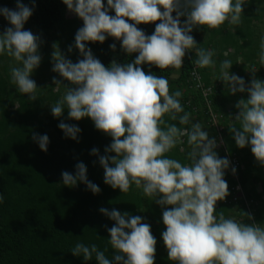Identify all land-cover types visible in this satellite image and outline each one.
<instances>
[{
  "label": "clouds",
  "instance_id": "obj_1",
  "mask_svg": "<svg viewBox=\"0 0 264 264\" xmlns=\"http://www.w3.org/2000/svg\"><path fill=\"white\" fill-rule=\"evenodd\" d=\"M62 3L68 8V17L74 18L75 13L83 20L74 38V46L83 58L73 63L58 48L52 53V71L76 87H67L62 100L50 106L51 113L60 117L67 109L69 118L89 117L96 129L112 137L105 152L116 155L99 156L104 183L121 193L135 184L142 188L144 196L162 207V223L166 228L161 238L168 260L174 264H264V225L214 214L217 201L229 195L225 174L235 180L241 168L239 154L232 153L226 141L228 128L236 146H250L256 160L264 166V80L252 79L246 85L243 77L230 73L231 60L220 63V80L225 82L229 93L247 92L248 97L236 103L239 111L235 118L227 119L230 127L224 114L211 111L209 125L217 135L209 138L200 122H193L190 113L184 111L180 100L183 93L176 90L170 94L168 79L151 71L152 65L161 70L180 69L186 51L194 48L197 67L214 66V51L196 48L198 43L191 32L203 25L217 28L225 21L239 24L247 0H106V4L104 0H62ZM34 7L35 0L32 7L21 0H16L15 9L0 7V16L12 25L0 33V56L6 54L18 62L19 66L10 69L11 82L29 100L36 99L38 86L30 76L42 59L38 52L40 37L24 30ZM111 10L114 15L109 14ZM156 21L160 22L155 24L154 32L146 35L140 24ZM109 36L119 40L128 55L138 54L135 59L125 64L113 60L105 67L85 42L103 43ZM109 47L115 51L116 44ZM72 48L69 45L68 51ZM260 49L259 60L264 65V37ZM223 53L231 55L233 49ZM145 64L149 66L147 73L141 67ZM166 114L189 127L166 124L163 119ZM213 117L222 126L221 132L214 126ZM235 120L239 127L233 125ZM58 127L74 140L81 131L77 125L64 122ZM182 137L187 138L191 148L186 164L165 155L178 141L184 142ZM33 140L42 151H47L50 142L47 134H34ZM98 152L97 148L91 149V154ZM75 168V175L68 171L61 173L63 185L71 187L82 182L93 194L101 191L88 180L83 162ZM3 202L4 195L0 193V204ZM99 211L115 222L107 228L108 243L115 254L108 258L107 249L101 251L94 243L78 242L70 251L74 256L87 262L95 254L97 264H154L157 239L145 217L121 213L115 208L101 207Z\"/></svg>",
  "mask_w": 264,
  "mask_h": 264
},
{
  "label": "trees",
  "instance_id": "obj_2",
  "mask_svg": "<svg viewBox=\"0 0 264 264\" xmlns=\"http://www.w3.org/2000/svg\"><path fill=\"white\" fill-rule=\"evenodd\" d=\"M21 2L29 7L33 4V0ZM104 2L106 4V0ZM2 6L15 9L16 0H0ZM67 10L62 0H35L33 14L24 24V30H31L29 26L33 25L43 32L41 43L46 46L43 51H38L42 57L38 70H45L44 76L46 72L51 76L43 81L40 79L35 100H29L28 95L20 93L11 82L10 69L19 66L18 62L6 54L0 56V193L4 195V202L0 204V264H97L95 254L92 260L85 262L82 257L70 252L78 242L86 245L94 243L101 251L107 249L105 255L111 258L115 250L108 243L110 234L107 228L115 222L99 211L101 207L145 217V222L151 225L152 234L157 239L154 264H174L168 260L161 238L166 228L162 223V207L151 197L144 196L142 188L135 184L130 186L128 192L121 193L118 188L113 189L104 183V169L99 163V156L116 155L105 152L112 137L96 129L89 117L80 120L69 118L67 109L60 117H54L51 113L50 106L62 100L67 87H76L52 71V53L58 48L73 63L83 58L74 46L75 34L83 26V20L75 13L74 18L68 17ZM109 14L114 15V10ZM184 19L181 17V20ZM262 21L264 0H247L239 24L225 21L217 28L203 25L194 28L191 35L198 43L196 48H204L205 35L212 33L218 36L212 45L215 50L221 48V53L213 59L231 60L233 64L230 73L243 77L248 85L252 79L262 78L256 74L261 50L257 28H260ZM159 22L140 25L146 35H151L155 24ZM11 26L0 16V33ZM85 43L105 67L110 66L113 60L120 64L131 62L138 55L125 53L120 47V41L110 36L103 43ZM113 43L116 44L115 51L109 47ZM69 45H73L71 52L68 51ZM227 49H233V53L224 56L223 51ZM195 59L194 48L186 51L180 69L169 67L161 70L152 65L151 71L168 79L170 94L176 90L183 93L180 100L184 111L190 113L193 122H200L202 128L208 131L209 138H215L216 130L209 125L208 120L212 116L211 111L224 114L226 125L230 127L227 119L235 118L239 111L235 107L236 103L242 98L247 99L248 93H229L225 82L220 80L222 72L219 61L214 66L199 68L194 64ZM141 67L146 73L149 71L147 64ZM34 70L37 73L38 70ZM194 70L201 81L211 87L209 96L206 97L195 86L196 79L192 78ZM260 73L264 71L260 70ZM54 77L60 84H56ZM163 119L166 124L189 127L180 125L178 119L171 120L167 114ZM61 122L77 125L81 129L77 140L65 136L58 127ZM233 125L240 126L236 120ZM34 134L48 135L50 142L46 152L33 140ZM182 138L184 142L178 141L165 155L186 164L187 153L191 148L187 145V138ZM226 141L229 150L239 154L241 168L235 180L225 174L229 195L217 201L214 214L223 213L225 217L246 224L264 225V166L258 164L250 146H236L229 128ZM92 148H97L99 152L91 154ZM79 162L86 165L87 178L99 186V193L93 194L82 182L71 187L63 185L61 173L68 171L75 175V165ZM237 185L239 189H236ZM238 194H242L243 198L239 200Z\"/></svg>",
  "mask_w": 264,
  "mask_h": 264
},
{
  "label": "rangeland",
  "instance_id": "obj_3",
  "mask_svg": "<svg viewBox=\"0 0 264 264\" xmlns=\"http://www.w3.org/2000/svg\"><path fill=\"white\" fill-rule=\"evenodd\" d=\"M70 16H72V15H70ZM263 23H261V25H260V28L258 29L257 28V31H258V38H259V47H260V44H261V38L262 37H264V21H262ZM29 28H31V32L34 34V35H37V36H39L40 37V42H39V48H38V51L40 52V50L39 49H41L42 51L44 50V46H46V45H44L45 43H41L42 42V39H41V37H42V35H44L43 34V32L41 31V30H39L38 29V27L37 26H29ZM203 40L206 42V43H204V49H211V50H213L214 51V56H213V58H215V57H217V54H219V53H221V48H219L218 50H215L214 49V46L212 45V42H214V41H217L218 40V36H215L214 34H212V33H209V34H207V35H205L204 37H203ZM259 53H260V51H259ZM218 61L221 63L223 60H219L218 59ZM216 59H215V62H218ZM38 68L39 67H37L36 68V70H38ZM257 69H258V71H257ZM260 70L261 71H264V65H262L261 63H260V61H259V64H258V68H256V74L259 76L260 75V77H262V78H264V73H260ZM44 71L45 70H43L42 72L40 71V70H38L37 71V73L35 72V70L33 71V73L31 74V79H33L35 82H36V84H39V81H40V79H42V81L43 80H45V79H48L49 77H51V76H48V74L49 73H47L46 72V74H45V76H44ZM262 78H258L259 80H263ZM258 162V161H257ZM259 163V162H258ZM260 164V163H259ZM227 172V170H225V173ZM231 179V178H230ZM241 193V192H240ZM237 194V193H236ZM239 195V194H238ZM240 197H237L239 200L240 199H242L243 198V195L242 194H240L239 195ZM263 199H264V197H263Z\"/></svg>",
  "mask_w": 264,
  "mask_h": 264
},
{
  "label": "built area",
  "instance_id": "obj_4",
  "mask_svg": "<svg viewBox=\"0 0 264 264\" xmlns=\"http://www.w3.org/2000/svg\"><path fill=\"white\" fill-rule=\"evenodd\" d=\"M192 78L196 79V84H195V86H196L197 88H199V89L203 92V94H204L206 97L209 96V95L211 94V91H212L211 87H210V86H206V85L201 81L200 76H199V74L197 73V71L194 70V71L192 72ZM213 124H214V126L216 127V129H217L219 132L222 131L223 128H222V126L219 125V123H217L216 117H213ZM231 160H232V162H233V161L236 162V160H235L234 158H232ZM234 166H236V164H234Z\"/></svg>",
  "mask_w": 264,
  "mask_h": 264
}]
</instances>
